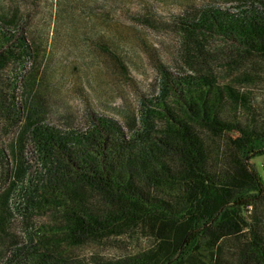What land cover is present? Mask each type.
I'll return each instance as SVG.
<instances>
[{
    "label": "trees",
    "instance_id": "obj_1",
    "mask_svg": "<svg viewBox=\"0 0 264 264\" xmlns=\"http://www.w3.org/2000/svg\"><path fill=\"white\" fill-rule=\"evenodd\" d=\"M262 155L264 0H0V264H264Z\"/></svg>",
    "mask_w": 264,
    "mask_h": 264
},
{
    "label": "rangeland",
    "instance_id": "obj_2",
    "mask_svg": "<svg viewBox=\"0 0 264 264\" xmlns=\"http://www.w3.org/2000/svg\"><path fill=\"white\" fill-rule=\"evenodd\" d=\"M157 9L162 11V6L157 4ZM137 10V6H135V11ZM177 9L176 7H169L165 12L172 13L175 12ZM149 40L151 41V45L153 47L159 48L162 50L161 57H166L167 51L166 46H168L174 40V34L172 30L164 27H159L152 30H147ZM147 59V58H146ZM145 59L143 64H141L138 68L132 71V83L125 87V91L122 94L114 95L115 96V104L112 107L122 108L126 107L127 105L135 106L137 103V97L144 94H149L150 92V85L152 84L154 72L152 71V67L149 62ZM80 104L78 101L74 103L73 108L74 111H78V106ZM71 106V105H70ZM108 116H111L112 113L108 112L105 113ZM79 116V115H78ZM80 117V116H79ZM78 117V120H79ZM251 164L255 171L258 173L259 176L262 175V168L264 166V155L255 157L251 160ZM16 219H19L18 217ZM112 248H108L110 252Z\"/></svg>",
    "mask_w": 264,
    "mask_h": 264
}]
</instances>
